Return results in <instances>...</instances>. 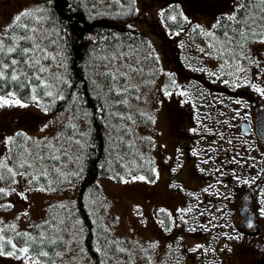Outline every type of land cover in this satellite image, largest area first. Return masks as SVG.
I'll list each match as a JSON object with an SVG mask.
<instances>
[{"label":"rangeland","instance_id":"374dc122","mask_svg":"<svg viewBox=\"0 0 264 264\" xmlns=\"http://www.w3.org/2000/svg\"><path fill=\"white\" fill-rule=\"evenodd\" d=\"M84 1L89 3L90 7L95 11L103 8L107 9L109 2V0ZM147 1L156 0H136L140 15L139 19L133 22V25L146 33L154 48L158 60V65L155 70L144 61L141 54L132 53L128 46H124L115 53L109 52L110 55L102 56L95 64L96 73L99 77L97 78L100 79L101 83L106 85V94L108 96H113L116 92L109 91V88L113 86V81L110 78H105L102 73L117 68L126 71L127 69L123 67L124 65H132L142 69L131 81V83L139 86V92L130 93L126 96L121 95V99H127L129 103L126 105L122 114L121 112L119 114L123 117L131 115L133 119L128 121L118 117L115 127H117L120 132L122 130L120 134L122 136L131 131L135 133V138L137 139L145 136H149L153 139L149 147H144L142 143L138 145V151L144 155L146 154V159L148 156L149 160H152V165L146 166L144 164L139 166V168L130 175L122 176L119 182L112 176H100L98 180L103 197L106 201L107 212L110 215L109 225L111 232L116 237L122 238L127 242L131 250L133 264H183V257L178 248L186 250V247L190 248L193 242H199L200 240L186 238V247L180 246L176 248L177 251L170 252L164 246L169 247L171 244L168 245L165 240L160 241L157 231V225H161L160 221H163L162 215L164 212L161 213V210L164 209L169 212L171 216L177 217L176 213L180 208L178 203L175 201L169 203V199H167L169 193L175 191L178 185L176 178L170 180V177L167 178L168 175L165 176V173H168L167 168L177 170L184 158L185 161L188 160V151L191 152L188 148L186 149V138H184L182 142L180 141L179 144L175 143L178 134L174 132L172 126L173 122L170 123V116L171 114L173 116L172 111L174 109H178H173L171 103L176 99L182 107L190 106L189 109L184 108L185 110L181 107L182 117L186 112L181 125L183 127H194V132L199 134V136H197V138H199L198 142L194 144V146L201 148L199 143L204 142V140L200 139V137L202 138L204 136L203 139H205V137L210 138L215 130L211 127L213 123V114L210 110L213 109V104L227 98L222 96V94H218L220 89H213V93H211L202 86V82H200L199 78L193 79V73H200L199 75L205 77L208 81L217 80L212 77L213 74H211L215 72L213 62L209 59H203V56L206 57L208 55L207 53L211 52L210 50L207 51L205 48L206 45L211 42L210 38H197L191 34L189 35V32L192 23L201 25L205 30L214 31L211 26L215 21L209 10L206 9V6L209 7V5L214 6L215 4L222 3V10L231 11L232 6H229V4H233L235 0H177L180 4V10L182 9L181 12H183L184 16L188 19L183 28L173 32H170L161 21L158 13L161 5H157V2H155V7H153L154 10L152 9L149 11L144 6ZM41 8L42 7L35 0H0V34H3L5 28L13 23L14 17L17 14L25 10ZM39 15L45 16L44 11L40 12ZM172 15H175V13L172 12L170 16ZM29 26L39 27L41 31L49 34L48 41L45 43V48L50 56L55 57L52 64H49V69H53V65H55L56 62L60 64L61 59L58 45L51 35L52 27H49L51 25L47 17L42 24L36 25L32 23ZM16 34L20 35L18 31ZM201 48L205 51L201 52ZM245 50L248 51L246 55L250 53L257 63L250 62L246 59L243 61L246 66L243 65V62L241 63L242 69H244V71L241 72L243 75L247 74L241 86L252 88V85H256L264 89V43H251ZM114 54L122 58L119 60H112L110 64L107 58L112 57ZM137 61H139V63H137ZM42 64H45L44 60H42ZM106 65L109 67L106 68ZM199 68H201V70ZM196 69H199V72H193ZM154 71L157 73L156 76L150 78ZM173 81L175 83H173ZM123 84L124 81L119 79L115 82V87H120ZM187 89L189 91L188 94ZM166 91L171 93V95L166 96ZM181 92L185 94L180 95ZM255 93L258 92L255 90ZM134 95H139L141 99H134ZM254 98L261 99L260 95H254ZM230 99H232V97H230ZM47 101L48 100L43 104L47 105ZM24 102L29 106L26 108L19 106H5L0 108V157L12 155V152H9V148L13 151L14 146L4 144L3 140L8 136H13L17 132H23L33 139L42 140L47 138L49 141H52L53 138L58 136V141L53 140L52 142L64 151L56 154L61 155L60 161H67H59L56 167L60 168L62 172L66 165L73 166L75 164L73 159L75 155L74 152L77 150L76 145H78L75 141H78V133L81 135L83 132L78 131V125L75 130H73L74 128L70 131L68 128H65L68 129L67 131L64 129L67 122H69V109L60 112L48 111L45 113L42 108L38 107L35 103L31 101ZM111 105L113 107L115 106L114 103H111ZM226 105V112L224 111L223 115L227 118V124L229 121L232 124L234 122L237 123L238 118L237 115L234 114V107H231L232 104L230 102H227ZM178 106L179 105H177V107ZM141 113H144L147 117H152V119H148V121L144 123L138 122V115ZM34 116H40L42 120L36 122ZM81 121H83L82 118ZM131 123L133 127L129 126V124L132 126ZM45 124H47L48 127L45 128L44 131H41V128ZM235 127L237 129V124ZM82 129L83 127H81V130ZM129 137L130 135L124 138L116 137V143L113 145L112 153L117 155L120 153L122 154L120 148L121 143L125 141L128 146ZM20 141H22V143L24 142L23 144L25 147L32 149L31 141L25 142L23 139ZM131 142H133V140ZM175 144L178 145V151L180 150L177 158L172 154L173 150H175ZM126 151H130V149H125L124 153ZM45 154L46 153L43 151L41 152V155ZM64 154L66 158L62 157ZM135 156L137 157V153H135ZM70 157L72 158L70 159ZM136 160L138 161L139 158ZM8 163L11 166L15 163V159L8 160ZM45 166L48 167V169L52 167V165L48 162L46 163V161ZM143 166L150 167V171L146 173ZM29 171H31V169H29ZM189 172L190 168L187 167L184 174H188ZM153 174L155 175L154 179L150 180L149 178H151ZM137 176H144L145 179L134 180L133 177ZM16 180V184H10L8 181H0V187L6 189L15 188V192L10 191L7 196L0 195V205H11V207H0V227L14 224L16 226L14 232L19 230L28 231L36 223L47 220L55 205H64L68 213L73 211V201L78 186V178H76L73 183L59 187V189L55 191L43 192L36 190L25 191L29 188V185L27 178L24 176H17ZM35 188L38 187H33V189ZM182 189L186 190L185 188ZM21 192L25 193L27 197L26 200L18 195ZM25 212L27 215H24ZM224 229L223 232L225 233H211L207 238L205 244V248L208 250L205 252L207 264H247L246 255L248 252L245 251L248 247L244 248L239 242L237 243L236 238H230L238 237L234 231V227L226 224L224 225ZM163 231L166 232V230ZM193 232L196 233L197 231ZM4 235L7 237L5 233ZM225 235L227 238L224 237ZM10 238L13 239L14 243H17L13 236ZM66 241H68V243L65 244L61 251L63 253L62 258L65 260L66 264H81L83 261H88V256L80 250L79 230L78 235L70 234ZM152 244L156 246L154 248L150 247ZM17 245L23 247L24 243H17ZM178 245H180V243ZM32 254L35 255L33 252ZM174 257L177 259H174ZM0 264H23V260H18L15 257L0 256Z\"/></svg>","mask_w":264,"mask_h":264},{"label":"trees","instance_id":"16d2710c","mask_svg":"<svg viewBox=\"0 0 264 264\" xmlns=\"http://www.w3.org/2000/svg\"><path fill=\"white\" fill-rule=\"evenodd\" d=\"M35 1L44 11L51 25L49 27H52L51 35L60 51V64L56 62L53 69L50 68V73L59 74L69 82L55 89L63 94V100L57 99L55 104H52L51 98L41 96L42 103L48 100L47 105H51L50 112L69 109V122L64 129H71L72 124L77 122L78 131H82L83 134L79 135L78 133L80 143L76 145L77 150L73 157L75 164L73 166L66 165L61 172L63 175H60L51 171L59 161L48 160L46 163L52 165L49 169L48 178L41 177L39 182L33 185V187L47 186L50 180L51 187L58 189L73 183L78 178L73 211L68 213L64 205H57L51 210L48 219L45 220L51 222L53 227L57 226L59 221L64 220L67 231L57 234L49 228L38 229L34 227L35 225H43L45 221H42L36 223L28 231L20 230L17 232H28L33 236H38L40 231H44L53 239L60 235L66 241L70 234L78 235L79 230L80 250L88 256V261H83L81 264H133L131 250L126 241L116 237L111 232L110 215L107 212L106 201L98 179L100 176H112L116 181H120L122 176L130 175L141 165L149 166L151 162L145 159L144 154L139 151L133 152L131 150L124 153L125 149H129L125 142L121 143L122 154L120 153V156L112 153L113 138L122 133V130L120 132L115 127L118 116L113 114L120 112L122 114L126 105L119 103L122 101L121 95L115 93L113 96H108L106 94V85L98 79L95 63L102 56L110 55L109 52L115 53L124 46H128L132 53L141 54L144 61L153 69L158 65L148 37L143 30L133 25V22L138 20L140 15L136 1L133 3V0H109L107 9L103 8L97 11L93 10L89 3L84 0ZM155 2L157 5H161L158 13L164 12V16L160 14L159 16L169 30L172 31L185 25L186 21L179 15L181 10L177 0L147 1L144 6L151 11L155 7ZM221 4L206 6L214 20L221 13H228L222 10ZM171 11L177 16L175 21L167 19L172 13ZM128 25H131V28ZM194 25L196 23L192 25L191 35L204 38L198 30H193ZM214 31L222 38V32L215 29ZM18 32L23 34L20 30ZM21 44L24 47L30 46L29 42H21ZM207 49L212 53L209 57L215 67L214 78L217 80L214 83L217 82L222 88L230 90L231 87L235 86L241 74V72L236 71L235 61L228 53L221 57L218 52L208 47ZM236 51L240 52V49ZM225 61L228 63L225 64ZM52 62L53 59L46 60L44 66L49 67ZM240 64L241 58L239 59ZM221 65H224L223 69ZM20 70L28 71L23 66ZM225 80L229 82L226 84ZM25 83L29 85L26 88H20L15 82L0 83V95L15 91L22 100L31 101V87L34 85L30 81H25ZM37 91L40 94V89ZM111 103L115 104V108ZM34 120L36 122L41 121L42 117L34 116ZM138 121L147 122L148 117L139 114ZM81 127H83L82 130ZM124 136L126 137L127 134ZM20 140L22 139L18 138L19 144L24 145V142L22 143ZM140 142L145 147L150 144V139L141 138ZM17 151L18 149L14 146L12 155ZM135 153H137V157ZM62 157L66 158V155L64 154ZM133 158L134 161L130 163ZM138 158L139 160L135 163ZM146 166L143 168L148 173L150 167ZM73 173L76 175H72ZM64 176H67V179H64ZM65 225L59 226L63 228ZM5 234L7 237L13 236L18 243H24V239L17 237L14 231L6 230ZM64 246L65 243L61 242L57 245H46L44 250L50 252V258L55 261V264H66L62 256L56 257L54 255L55 252H61ZM118 248H124L125 251L119 252L117 251ZM5 250H11L10 246H6ZM35 250L36 246L33 248V253Z\"/></svg>","mask_w":264,"mask_h":264},{"label":"snow or ice","instance_id":"6c2138e0","mask_svg":"<svg viewBox=\"0 0 264 264\" xmlns=\"http://www.w3.org/2000/svg\"><path fill=\"white\" fill-rule=\"evenodd\" d=\"M135 0H133V3ZM42 9L25 10L17 14L14 17L13 23L8 25L3 34H0V83L7 84L9 82H15L20 88H26L29 85L25 81H30L32 83L31 87V101L35 103L38 107L47 113L50 110L51 105H44L42 103L41 96L51 98L52 104H55L57 99L63 100L64 96L60 91H56L60 85L68 84L69 82L62 78L59 74L50 73L49 67H45L42 64V60L46 61L49 59H55V57L50 56L46 51L45 43L48 41L49 34L40 30L39 27H30L29 25L34 23L40 25L46 19L45 16L39 15ZM164 16V12L159 13ZM179 15L187 21V17L184 16L183 12ZM169 20L175 21L177 16L167 17ZM23 21V22H22ZM131 28V25H128ZM212 29L219 30L222 32V38L216 35L214 31L205 30L201 25H194V31H199V34L210 38L211 42L208 44V48L212 49L220 54L222 57L225 53H228L233 61H235L236 71H244L239 65V59L249 60L250 62L257 63L252 56L244 55V46L252 42L264 43V0H235L234 6L230 13H221L216 17L215 23L212 24ZM22 31L23 34L17 35V31ZM30 33V34H29ZM21 42H29L30 46L24 47ZM54 43V42H53ZM240 49V52L236 50ZM201 52L205 50L200 49ZM211 55L212 53H207ZM18 57V58H17ZM121 56L113 55L109 59L110 64L112 60H119ZM139 63V61H137ZM228 61H225L227 64ZM21 66L28 69L27 72L21 71ZM66 67V66H65ZM106 68L109 66L106 65ZM127 70H121L117 68L115 70H108L102 73L105 78H110L113 81V86L109 88V91L116 92L117 95H128L130 93H138L140 88L138 85L131 83L132 78L140 73L142 69L134 67L132 65H124ZM224 65H221L223 69ZM231 74V73H230ZM119 79L124 81V84L120 87H115V82ZM52 82H49V81ZM229 81L225 80L227 84ZM173 83H175L173 81ZM252 87L264 96V89L252 85ZM38 89H40V94H38ZM185 93L181 92L180 95ZM165 95H171L169 92H165ZM134 99H141L139 95H134ZM239 103V101H237ZM119 103L127 105L129 101L124 99L119 101ZM5 106H19L26 108L29 105L24 102L20 97H18L15 91H9L6 95H0V108ZM113 115L118 116L120 119H126L131 121L133 118L131 115L127 117L120 116L119 113H114ZM144 113H141L143 116ZM152 119V117H148ZM154 122V121H153ZM48 125L45 124L41 131H44ZM74 127V126H73ZM130 131V130H129ZM192 131H195L193 129ZM18 138L23 139L25 142H32V149L24 147L18 143ZM150 139V138H149ZM53 140L58 141V136L53 138ZM231 141H229L230 143ZM6 145L15 146L18 151L14 155H9L7 157H0V181H8L10 184H16L17 176H24L28 180L29 188L25 191H55V188L51 187V181H48L47 186H40L33 189V185L39 182L41 177L45 179L49 176V169L45 166V161L51 160L53 162L60 161L61 155L56 153L63 152L62 148H58L56 144L49 141L47 138L44 139H33L27 136L23 132H17L13 136H8L3 140ZM79 144V141H75ZM35 150V151H33ZM46 153L41 155V152ZM9 152L12 149L9 148ZM195 154V153H193ZM15 159V163L11 166L8 160ZM207 163V161H205ZM31 169V171H29ZM52 172L63 175L61 169L58 167H53ZM154 171V169H153ZM72 175H76L73 173ZM67 179V176H64ZM134 180H144V176L133 177ZM239 179V177H237ZM243 183H249V181L244 180ZM15 192V188L6 189L0 187V195L7 196L9 192ZM207 191V189H205ZM22 199H27L24 192L18 194ZM0 207H11V205H0ZM164 210H161L163 212ZM180 212L191 211L189 209H181ZM260 214L264 216V207L259 209ZM24 215H27L25 212ZM183 219V217H181ZM186 222V221H185ZM161 224L164 221H160ZM59 225H65V221H59L58 225L53 227L51 222L45 221L43 225H35L34 227L49 228L52 232L60 233L62 231H67V226L61 228ZM249 227L252 225L249 223ZM16 226L14 224L7 225L5 227H0V256L15 257L18 260H23V264H55V261L50 258V252L44 250L46 245H57L58 243L67 244L63 236L57 235L56 239L48 236L44 231H40L38 236H33L28 232H16L17 237H22L24 239V246L20 247L17 243L13 242L12 238H6L4 233L6 230L15 231ZM170 231L171 229H167ZM195 231V229H190ZM236 238L239 237H230ZM6 246H10V251H5ZM36 246L35 255L32 254L33 248ZM156 245L152 244L150 247L154 248ZM201 245H196L191 251H196ZM99 251V249H97ZM117 251L124 252V248H118ZM56 257H61L62 252H55ZM47 258V259H46Z\"/></svg>","mask_w":264,"mask_h":264},{"label":"flooded vegetation","instance_id":"af4514ba","mask_svg":"<svg viewBox=\"0 0 264 264\" xmlns=\"http://www.w3.org/2000/svg\"><path fill=\"white\" fill-rule=\"evenodd\" d=\"M248 95L245 93L244 98L236 100L245 104L238 109V121L234 122L237 129L234 123L227 124L226 116L218 122L213 120V135L200 142L201 148L193 149L195 154H190L174 175L178 186L186 190L178 187L169 193V203L175 201L180 208L177 217L165 212L164 223L158 230L160 238L171 244L174 251L180 246L186 247V238L200 240L186 250L178 248L183 264H207L203 250L207 238L211 233H225L226 224L237 232V243L248 247L247 264H264V216L259 211L264 207V106L259 100L247 98ZM172 113L170 123L173 122L174 132L178 134L176 140H183L181 123L185 114L182 117L181 111L175 109ZM242 120L248 123L245 133L240 127ZM186 140L194 145L197 139L191 133ZM187 167L190 172L184 174ZM244 180L249 183H243ZM189 208L190 212L179 211ZM196 245L201 247L191 251Z\"/></svg>","mask_w":264,"mask_h":264}]
</instances>
